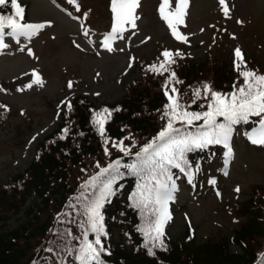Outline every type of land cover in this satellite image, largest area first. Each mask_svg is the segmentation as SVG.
Segmentation results:
<instances>
[{"label": "trees", "instance_id": "trees-1", "mask_svg": "<svg viewBox=\"0 0 264 264\" xmlns=\"http://www.w3.org/2000/svg\"><path fill=\"white\" fill-rule=\"evenodd\" d=\"M54 1L57 6L65 9L64 0ZM100 1L102 6L99 9L81 6L80 12H76L75 7L69 4L72 14L81 17L84 29L91 21L100 18L101 12H105L103 7L106 10L105 17L112 25L110 0ZM18 2L25 8L27 22L30 18L29 4L24 0ZM144 4V1L141 2L140 10ZM91 11L96 13V18L90 16ZM83 13H87L86 19ZM0 14L12 15L10 4L0 7ZM181 53L182 57H174L176 63L171 65V70L175 71L177 80L182 83L173 82L170 87L179 90L180 103L188 111L206 110L209 101L196 99L193 95L194 89L203 83H209L213 90L222 93L233 91L234 83L237 86L243 83L234 69L233 59L224 48L208 50L206 57L198 62L191 60L184 52ZM244 59L249 69L264 74V66L258 59ZM162 60V56L139 59L136 66H139L141 77L132 82L125 96L116 103L102 104L97 108L86 96L69 98L65 103L61 123L38 143L28 168L6 184L0 180V264H61V261L64 264H76L74 255H68L65 248L79 246L83 232L87 230L86 224L81 228L86 219L82 215L84 207L96 199L101 181L108 177H102L95 187L85 186L100 173L101 168H106L117 159L121 161V176L113 184L114 195L101 210L107 232L102 241L110 253L102 254L105 264H264L263 185L250 188L249 199L232 208V212L241 220L232 236L210 238L200 243L188 224L185 242L178 243L164 235L165 248H154V255L148 254L145 237L140 231L145 226L147 214L134 207L131 199L141 181L124 165L136 162L135 153L156 138L166 126L167 117L164 112L169 101L163 85L168 73L158 75L148 70L151 65H158ZM14 85L0 81V88L6 91ZM67 102L73 106L71 111L67 110ZM6 106L7 111L0 108L1 120L16 114ZM104 108L112 110V116L105 125V137H101L92 123V117L93 113ZM251 119L253 123L234 126L233 135L236 140L241 136L246 138L245 131L255 126L254 122L258 118ZM218 122H223L222 118H218ZM202 124L203 121H197L191 127H186L177 123L175 127L195 133ZM65 127L69 133L61 140L62 129ZM105 139L109 140L107 145ZM121 140L131 148L132 155L126 156L112 147L113 141ZM105 147L110 155H105ZM187 158L192 165L190 171L193 180L189 183L188 175L172 169L176 187L179 184L197 186L208 175H220L224 170L225 150L221 145L194 150L187 153ZM97 163L100 167L96 166ZM197 168L199 171H196ZM32 197L37 198L38 202L26 206ZM21 213L25 214V221L16 229H8L7 223L18 218ZM89 239L93 240L94 234L89 233ZM233 245H237L241 252L234 253Z\"/></svg>", "mask_w": 264, "mask_h": 264}, {"label": "rangeland", "instance_id": "rangeland-1", "mask_svg": "<svg viewBox=\"0 0 264 264\" xmlns=\"http://www.w3.org/2000/svg\"><path fill=\"white\" fill-rule=\"evenodd\" d=\"M24 1L29 4V23L50 26L30 42L21 39L17 44L7 38L9 47L0 50V81L15 83L9 91H0V101L16 112L0 119L3 184L28 168L38 143L61 123L65 100L82 95L97 107L120 101L130 84L141 77L135 64L139 59H152L170 50L184 52L198 62L206 57L208 50L224 48L236 60L234 50L239 47L245 58L254 57L264 66V0H227L229 17L224 16L218 0H189L186 26H179V31L188 36L187 43L177 41L161 19L158 13L161 0H141L146 4L137 10L140 19L136 29L129 28L124 39H117L112 52L101 46L111 26L105 17V7L104 13L100 9V18L86 26L89 36L85 37L81 22L72 19L54 0ZM79 3L82 7L102 6L100 0H79ZM63 4L70 10L67 0ZM174 7L172 0L169 10ZM95 14L90 12L92 18H96ZM29 48L32 56L28 55ZM33 71L41 75L43 87L33 85L31 89L17 91L32 81ZM69 81L73 84L71 89ZM245 139L241 136L235 141L232 137L231 163L226 164L228 168L222 174L208 175L195 187L189 184L176 187L174 199L168 205L172 219L164 230L168 238L185 242L189 225L200 243L233 235L241 220L232 208L249 199L250 188L264 186V147ZM212 179L215 185L209 183ZM237 187L239 192L235 191ZM34 202L38 199L32 197L26 206ZM25 219L21 213L7 223L8 229H16ZM232 251L241 252L237 245L232 246Z\"/></svg>", "mask_w": 264, "mask_h": 264}, {"label": "snow or ice", "instance_id": "snow-or-ice-1", "mask_svg": "<svg viewBox=\"0 0 264 264\" xmlns=\"http://www.w3.org/2000/svg\"><path fill=\"white\" fill-rule=\"evenodd\" d=\"M218 2L224 16L229 17L230 7L227 0H218ZM67 3L73 5L76 12L81 11L79 0H67ZM9 4L13 14H0V50L9 47L6 38H11L17 44H20L21 39L30 42L42 29L50 26L44 23L25 22V8L21 6L18 0H0V7ZM171 4L172 0H161L158 13L167 24L172 36L177 41L187 43L188 36L179 31V26H186L185 19L188 14L189 0H175L174 9L169 10ZM140 6L141 0H110L112 25L110 31L104 34L101 40V46L104 49L109 52L114 51L113 43L117 39H124V33L129 28L136 29L137 20L140 19L137 10ZM68 15L74 20L81 18L74 16L71 12ZM83 18H87V13H83ZM83 35L88 37L89 30L85 29ZM133 35H135L134 32ZM91 42L89 40V43ZM76 46L80 47L78 44ZM20 50L24 51L25 49L21 48ZM27 52L29 56L33 55L30 48L27 49ZM234 54L236 58L234 69L242 78L243 83L239 86L234 83L233 91L229 93L215 91L207 82L194 89L193 95L196 99L203 98L209 101L206 110L202 112L188 111L186 106L180 103L179 90L174 86L170 87L173 82L182 83V81L177 80L175 71L171 70V65L176 63L174 57H182V53L164 50L161 53L163 60L158 65H151L148 69L158 75L168 73L163 85L164 94L169 101L164 112L167 123L156 138L142 146L140 151L135 153L136 162L124 165V167L137 175L141 181L137 184V189L132 194L131 199L134 207L147 214L145 226L140 231L145 237V247H147L149 255H154V248H165L164 230L168 221L172 219L168 205L174 199L173 192L176 190L171 170L178 169L188 175L189 183L193 180V174L190 171L192 165L187 158V153L198 149H206L211 145H221L226 149V160L230 159L233 155L231 141L234 126L253 123L251 119L253 117L258 118L254 122L255 126L252 127L251 131H245L244 135L251 144L264 147V74H259L256 70L247 67L244 54L239 47L234 50ZM32 76V81L24 87L18 88L17 91L22 92L31 89L33 85L43 87L44 81L41 75L33 71ZM72 86V82L69 81V89ZM0 91L6 90L0 88ZM201 91H203V97ZM193 103H195V100ZM66 107L68 111H71L73 106L70 102H67ZM201 107L204 106L201 105ZM0 108L8 110L6 105L0 104ZM115 111H119V109H115ZM57 115L59 116V112ZM111 116L112 110L108 108L93 113L92 123L101 137H105V125L111 119ZM218 118H222L223 122H218ZM197 121H203V124L197 127L195 133L186 132L175 127L177 123L191 127ZM62 132L61 140L68 136L69 129L65 127ZM125 139H128V137H125ZM104 143L107 145L109 140L105 139ZM133 146L135 145L133 144ZM112 147L117 148L126 156L132 155L131 148L125 146L123 140L113 141ZM104 152L105 155H110L107 147H105ZM96 166L100 167L99 163ZM120 167L121 161L117 159L106 168H101L100 173L92 177L85 186L95 187L102 177H108L107 180L101 181L99 195L96 199L84 207L82 215L86 219L81 224V228H84L86 224L87 230L83 232V239L79 242V246L65 248L68 255H74L76 264H105L102 254H110L102 241V237H106L107 232L101 210L105 202L114 195L113 184L121 176ZM196 171H199V169L197 168ZM209 183L215 185L216 181L212 179ZM235 191L239 192L240 188L237 187ZM217 195L220 194L217 193ZM89 233L94 234L93 240L89 239ZM61 264H64V262L61 261Z\"/></svg>", "mask_w": 264, "mask_h": 264}]
</instances>
